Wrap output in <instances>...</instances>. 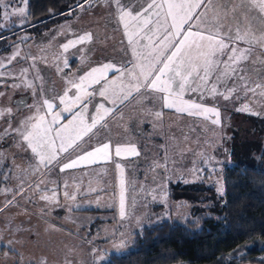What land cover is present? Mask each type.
Listing matches in <instances>:
<instances>
[{
	"label": "rangeland",
	"instance_id": "374dc122",
	"mask_svg": "<svg viewBox=\"0 0 264 264\" xmlns=\"http://www.w3.org/2000/svg\"><path fill=\"white\" fill-rule=\"evenodd\" d=\"M148 1L143 3L145 8L148 3L152 2V0ZM6 3L8 4L7 9L0 8V25H4L0 27V59L6 62V58L17 50L20 56L7 67L0 68V73L12 71L19 79L0 76V92L5 93L0 96V108L13 109L10 117L6 114L0 118V133L4 132L9 122L13 128L19 127L22 120L35 112V109L30 111L26 107L34 103V98L32 91L23 86L22 82L25 79L33 81L38 90L42 87L47 99L56 98L53 100V113H55L64 107L60 104L59 97L64 95L66 89L69 99H73L77 94V90L71 87L69 81L75 80L79 83V77L84 76L92 68L101 67L107 63L116 66L126 65L131 69L137 62V58L130 56L129 53L127 59H124V56L115 55L116 52L120 53L118 50L103 51L106 57L93 56L91 40L70 46L66 52L59 46L70 40H76L84 34H90L92 38V30H83L89 28L91 24L96 26V29L102 27L105 29L107 26V32L110 30L112 35L115 34L112 44L116 43V38L120 36L122 40L129 42L124 32L125 29L118 20L117 9L110 2L111 9L108 0H75V8L68 11L58 24L29 31L25 29L23 31L28 23L26 9L23 17L13 14L8 19L4 18L5 11L11 14L18 7L24 8L23 0H6ZM121 3L130 9L133 15L139 12L142 6L138 3L136 5L138 7L131 8L132 6L129 5H132V2L129 0H121ZM78 4L83 5V8L78 7ZM76 6L80 8L77 18L82 10L89 14L76 20ZM152 21L154 24L157 17ZM119 28L120 33L118 34ZM18 31L20 33L16 34ZM128 31L131 34L135 28ZM139 37L143 36H138V40ZM152 39L158 44L157 36ZM97 41H101L100 36L97 37ZM144 41L145 45L149 43L147 38H144ZM149 50L145 47L144 52L148 53ZM121 54L125 55V52ZM21 57H36V59L33 61ZM65 58L69 61L67 68L63 63ZM143 62L147 63L148 59H144ZM22 68L29 69L26 76L20 75ZM37 74L40 80H36ZM119 76V73L109 72L106 79L87 87V91L92 92L93 95L84 97L79 104L73 105L71 112L63 113L60 125L69 124V121L73 119V114L81 110L86 112L85 121L90 124L93 110L100 104L113 105L112 108L115 105L121 106L119 99L115 97L109 99L99 95L105 83H110L113 78H119ZM125 79H127L126 76ZM13 83L21 84V87L13 89L6 86ZM187 96H191L190 99L198 103L218 108L220 124L214 125L211 119L206 120L198 115L164 113L161 121L155 122L157 126L154 129L153 123L149 122L148 129L143 131L142 136L145 139L140 145H136L138 151H141L140 155L132 156L133 160H128L130 159L128 155L108 154L105 158L100 154L94 162H81L75 167V200L64 197L58 186L61 174L56 171H60V165L63 164L61 160L72 154L73 152L69 153V151L75 148L73 158L83 155L85 151H93L91 145H87L82 152L79 147L83 145L87 136L96 133L103 124L107 132L114 133L110 128L115 124V120L107 119L116 118V115L106 117L103 114L104 109H101L105 120L99 121L96 129L81 133L72 148L59 154L53 162L56 166L49 165L50 171L41 168L39 172L29 173L27 176L20 169L27 168L29 161L36 162L31 150L27 149V145L24 144L26 150L22 151L9 136L0 140V153L4 154L0 157V209H2L0 210V237H2L0 264H104L109 255H122L131 249L133 234L143 227L153 226L163 221L183 225L187 222L199 223L201 217L210 215L212 207L219 208L223 194L218 191V188L223 187V169L230 165L228 161L233 135H237L242 142L259 141L263 143V139L251 130V124L246 121V117L253 114L236 109L247 103L254 112L259 113L253 116L264 118V97H257L251 101L243 97L230 101L218 97L216 101L208 99L214 102L207 104L206 100H199L198 94H187ZM85 104L86 109H84ZM43 114L44 112H41V115ZM242 114H244L243 117ZM46 119L51 121L52 115H47ZM78 125L77 120L70 126L71 136L77 135ZM120 133L121 131H115L113 136L118 138ZM189 134L193 137L186 139L184 136ZM98 135V138L102 137L101 134ZM152 135L154 140L151 139ZM12 136H15V133ZM130 138H132L131 135ZM87 141L85 145L90 144ZM56 147H60L59 140L56 141ZM111 148H113L112 144L109 152ZM166 156L167 172L163 166L155 167L153 164L154 161H158L163 165ZM14 163L20 167H14ZM117 164L121 166L119 169L116 167ZM20 177L24 178L23 196L16 195L13 204L5 207L7 201L13 200V193L20 187ZM121 178L124 181L125 217L123 219L120 216ZM176 183L202 184V187L195 188L201 193L194 198V193H190L186 198L180 196L177 198L173 187L170 188V184L175 185ZM28 184L32 187L28 188ZM37 184L40 189L49 185V191L40 193L35 187ZM209 188L212 189L211 193L207 191ZM4 189L9 191L4 192ZM41 195H48L54 199L51 202L45 201L40 198ZM42 205L44 209L39 208ZM57 207H65V212L59 213L53 210ZM69 209H76V212ZM62 222L70 225L71 232L61 229ZM10 240L14 243L9 247L8 241ZM93 249L97 251L93 253ZM6 252L8 255H5ZM101 254L105 256V259H100ZM247 256L248 254L243 250L233 256L228 255L226 261L239 262ZM253 258L264 263V253L253 256Z\"/></svg>",
	"mask_w": 264,
	"mask_h": 264
},
{
	"label": "snow or ice",
	"instance_id": "6c2138e0",
	"mask_svg": "<svg viewBox=\"0 0 264 264\" xmlns=\"http://www.w3.org/2000/svg\"><path fill=\"white\" fill-rule=\"evenodd\" d=\"M23 3L24 8L18 7L11 14L5 11L4 18L8 19L13 14L23 17L27 0H23ZM112 4L117 9L118 20L125 29V35L128 36L130 45L139 44V40L135 37L140 36L141 33L144 34L142 38H147L149 43L144 47L150 49L148 52L150 59L147 63H144L140 59L143 54L138 55L134 50L133 55L137 57V62L133 64L131 69L126 65L116 66L107 63L101 67L92 68L84 76L79 77V83L75 80L69 81L71 87L77 90V94L73 99H69L68 90L66 89L64 95L59 97V102L64 107L61 111L55 113H53V100L56 98L54 97L53 100L47 99L42 87L38 90L33 81L25 79L22 82L23 86L32 91L34 98V103L26 105V107L30 111L35 109V112L22 120L19 127L13 128L11 122H9L4 132L0 133V140L9 136L13 138L22 151L26 150L24 144L27 145V149L31 150L36 162L29 161L27 168L20 169L25 176L29 173L35 174L41 168L50 171L49 165L56 166L53 162L56 161L59 154L72 148L81 133L92 131L99 121L105 120V115L101 114V109H104V112L110 115H114L115 112L120 110L119 105H115L113 109H105L104 105L100 104L97 106L96 114L92 115L90 124L85 121L86 112L84 110L74 113L69 124L60 125L59 123L63 113L71 112L73 105L79 104L84 97L93 95L92 92L87 91V87L106 79L109 72L119 73L120 76L119 78H113L110 83H105L101 87L99 95L109 99L115 97L123 104L129 97L133 96L134 92L139 94L141 104L144 101L151 103L150 107L145 105L142 111L152 118L149 122L153 123V128L157 126L155 122L161 120L163 109H174L177 113L203 116L206 120L211 119L214 125L220 124L218 108L185 99L186 94H198L201 100L206 95L213 98L223 97L226 101L239 99L241 94L249 101L254 100L256 97H264V34L259 36L255 34L251 23L247 19V12L244 11V8L247 7L248 10L258 9L261 14H264V0H247L246 5L245 0H241L240 4L233 3L231 7L213 5L212 0H162L159 4L156 0H152L151 3H148L147 8L136 12L135 15L121 3V0H112ZM7 7L6 0H0V8L7 9ZM79 7L83 8V5H79ZM153 9H160V12H157L156 15L159 17L163 14L165 27L163 35L158 38V44L154 43L152 38L160 32L159 25L161 21L159 19L155 21L157 27L153 30V21L150 19L151 10ZM197 9H203L204 11L197 12ZM238 10L241 11L244 22L242 24L241 21L237 20L235 36L233 37L231 26L226 25L225 21L230 15L236 20ZM209 12L213 13L211 20H207ZM145 13H148V16H145ZM201 16L206 19L201 21ZM194 20L200 21L203 26L202 30H192ZM186 25L187 27H185ZM3 26L0 25V27ZM225 27H228L227 32L224 31ZM130 28H135V31L131 34L128 31ZM89 40H91V35L84 34L76 40H70L61 45V48L66 52L70 46H75L78 43L83 44ZM240 42H243L246 46H241ZM18 56H20V53L17 50L6 58V62L0 59V68L12 64ZM21 58L32 59L33 61L36 59V57ZM63 63L65 68L69 67V61L66 58ZM28 72V68H22L20 75L26 76ZM0 76L19 79L12 71L0 73ZM125 76L127 79H125ZM35 78L36 80L41 79L38 74ZM6 86L16 89L21 87V84L13 83ZM38 91L39 95H37ZM3 95L5 93L0 92V96ZM112 102L115 104V100ZM157 105H160L158 110ZM86 108L87 105L85 104L84 109ZM236 110L248 111L253 115L259 114L254 112L247 103ZM41 112H44V114L41 115ZM12 113L13 109L11 108H0V118L6 114L10 117ZM49 114L52 115L51 121L46 119ZM77 120L79 121V130L74 137L69 134L70 126ZM53 132H55V136H53ZM13 133H15V136H12ZM57 140L60 142L59 148L56 147ZM109 150L110 144H102L91 152L63 163L60 165V171L64 172L67 169L75 168L81 162H94L100 154L107 158ZM115 154L117 156H139L140 152L136 145L129 143L117 145ZM3 156L4 154L0 153V157ZM228 163L232 162L229 160ZM153 164L155 167L163 166L165 171H168L167 156L163 165L158 161H154ZM237 166L242 167V165ZM14 167L19 168L20 166L14 163ZM116 167L119 169L121 166L117 164ZM245 171H247V168H245ZM19 179L21 180L20 187L13 193V200L7 201L5 207L13 204L16 195L23 196L24 178L20 177ZM27 187L31 188L32 185L28 184ZM35 187L37 190H41L39 184ZM3 191L7 192L9 190L4 189ZM41 191H46V189ZM218 191L223 194V187L218 188ZM123 192L124 181L121 178V219L125 217ZM65 195L69 196L68 193H65ZM40 198L49 202L54 199V197L48 195H41ZM69 198L75 200V195H71ZM0 240H2V237H0ZM12 243L14 241H8V246L10 247ZM92 251L95 253L97 250L93 249ZM5 255H8V253L6 252ZM100 259H105V256L101 254ZM109 264H111V261H109Z\"/></svg>",
	"mask_w": 264,
	"mask_h": 264
},
{
	"label": "trees",
	"instance_id": "16d2710c",
	"mask_svg": "<svg viewBox=\"0 0 264 264\" xmlns=\"http://www.w3.org/2000/svg\"><path fill=\"white\" fill-rule=\"evenodd\" d=\"M74 3L75 0H27L28 23L23 31L58 24L75 8ZM246 121L263 143L242 142L233 135L229 156L232 163L222 171L220 207H212L210 215L201 217L199 223L163 221L143 227L133 234L131 249L122 255H109L104 264H264L253 258L264 253V118L247 116ZM172 187L177 198H186L190 193L194 198L201 193L195 188L202 184H170ZM207 191L211 193L212 189ZM243 250L249 258L226 261L228 255Z\"/></svg>",
	"mask_w": 264,
	"mask_h": 264
},
{
	"label": "crops",
	"instance_id": "0c3cea01",
	"mask_svg": "<svg viewBox=\"0 0 264 264\" xmlns=\"http://www.w3.org/2000/svg\"><path fill=\"white\" fill-rule=\"evenodd\" d=\"M129 1L132 2V5L128 4L129 6H132L131 8L138 7L136 5L138 3H141L142 6H141V8L139 10L142 11L143 9H145V6H143V3L146 0H129ZM149 1H151V0H149ZM108 2H109V5H110V7L112 9V6L110 4V2H112V0H108ZM156 2L159 4V3L162 2V0H156ZM212 3H213V5H226L228 7H231V5L233 3L240 4L241 0H212ZM246 4H247V0H245V5ZM78 7L76 9V20L78 18H81V17L89 14V13L86 14L82 10L81 15H79V17L77 18V13L80 11V8L78 9ZM128 10H130V9H128ZM165 11H166V9H165ZM201 11H204V10L203 9H197V12H201ZM244 11L247 12V19L251 23L252 30L255 32V34L257 36L261 35V34H264V14H261L258 9L248 10L247 7L244 8ZM157 12H160V9L151 10L152 14L150 16V19L154 20L155 17H157V20L159 19L161 21V23L159 25L160 32L157 35V38H159V36L162 35V31L164 33L165 27H164V24H163V14H161V16L158 17L156 15ZM144 15L148 16V13H145ZM212 16H213V13L209 12L208 16H207V20H211ZM205 19L206 18L204 16L200 17L201 21H204ZM237 20L241 21L242 24L244 22V18H243V15L241 14L240 10H238L237 13H236V20H234L232 18V16L230 15L227 18V20L225 21L226 25L231 26V29H232L231 35L233 37L235 36V29H236ZM169 24H170V20H169ZM192 24H193V29H192L193 31H197V30H202L203 29V26L201 25L200 21H195L194 20L192 22ZM152 27H153V30H155V28L157 26L154 23V24H152ZM185 27H187V25ZM87 29L90 30V31L92 30L91 32L93 33L92 38H91V46L92 47L90 46L92 48V53L91 54L93 56L106 57L105 54L103 53V51H105V50L106 51L107 50H110V51L111 50H115V51H117L118 50V51H120V53L116 52L115 55H118V56H121V57L124 56L123 58L127 59V58H129L128 53L131 56V55H133V52L135 50L138 55H140L141 53L143 54L142 56H140V59L142 61H144V59L145 60L150 59V57H148V53L144 52L145 51V47H144L145 46V41H144V38H142V37H139V44L130 45L129 42H125L124 41L125 39L122 40L120 38L121 36L119 35L120 37L116 38L117 42L112 44V38H113V36L115 34L112 35L110 30H109V32H107V30H108L107 26H106L105 29H104V27L96 29V26H93V24H91L89 28H84L83 30H87ZM133 30H134V28H133ZM224 31L227 32L228 31V27H225ZM117 32H118V34L120 33V28H119V30H117ZM124 32H125V30H124ZM141 35L144 36L143 33H141ZM98 36H100V39H101L100 42L97 41V37ZM136 39L138 40V37ZM158 42H159V39H158ZM240 43H241V46H246V45L243 44V42H240ZM59 46L61 48V44ZM138 50H140V52H138ZM124 52H125V55H122L121 53H124ZM115 55L113 54V56H115ZM133 57L137 58L134 55H133ZM241 97L246 98L242 94H241L240 98ZM187 98L190 99L191 96L188 97L187 94H186L185 95V99H187ZM260 98H263V97H260ZM129 99L131 100V101L129 100L130 102L129 101H125L121 106H119L120 110L118 112H115V114H114V115H116V118H112L111 117L112 119L111 118L107 119V120H115V124L112 125L110 130H112L114 133H115V131H121L119 137L123 136V138H119V137L115 138V136H113L114 133H112L110 131L107 132L106 128H103L105 126V124H103V126L99 127V129L97 130L96 133L95 132L92 133L89 137L87 136L85 141L83 140L84 143L88 140L87 142H89L90 144H86V145L84 143H83V145L81 144V146L79 147V150L81 152L87 148V145L88 146L91 145L93 147V148L91 147L92 150H94L96 147H98L97 145H102V144L108 143L110 145L112 144V147H113V148H111V152H109V154L116 155L115 154V147L117 145H126V144H129V143L134 144V145H140L141 144V142L145 139V137L142 136V133H143L144 130L148 129V126L150 125L149 121L152 119L151 117L145 115V113L142 111V108L145 105L150 107L151 103L149 101H144L143 104H141L139 102V94H136L135 92L133 93V96L130 97ZM208 99H215L214 101H216L219 98L218 97L213 98L210 95H206L204 100H206L207 102L205 101V103L211 104V102H214V101L210 102ZM199 100L201 101L200 98H199ZM145 103H149V104H145ZM215 104H217V102ZM123 105H125V106H123ZM212 105H214V104H212ZM233 105H236V104H233ZM112 106L113 105H110V106L107 105V106H104V107H105V109H111ZM156 107H157V110H158L160 105H157ZM96 110H97V107L94 108L92 114H96ZM101 113H102V111H101ZM164 113L177 114V112L175 110H171V109H163V114ZM103 114H105L106 117H110V114H106L105 112ZM240 115H241V113L239 114V116ZM243 115L244 114H242V117H243ZM248 116H253V115H248ZM253 117H258V116H253ZM168 120H169V118H168ZM174 120H175V118H174ZM152 127H153V125H152ZM183 128H185V126ZM185 133L187 134V132H185ZM98 134H101L102 137L98 138V136H99ZM190 134H192V133H190ZM190 134L187 135V136H184V137L186 139L188 137H193V135H190ZM130 135L132 136V138H130ZM151 139H153V140L155 139L153 135L151 136ZM75 151H76V148L71 150V151H69V153H72V152L73 153L69 154V156L65 157L61 161L63 163H65V162H68L69 160L76 159V158H73V157H75L74 156ZM147 151H149V150L147 149ZM87 152L88 151H85V153H87ZM85 153H83V154H85ZM128 156L130 157V159H128V160H133V158H131L132 156H130V155H128ZM42 169L46 170V168H42ZM56 172L61 174V176L59 177L58 186L60 187V189H61L60 191L63 194V196L66 197L67 199H70L69 197L71 195H75L76 196V193H75V190H76V169H74V168L67 169L64 172H61V171L57 170ZM53 184L56 185V183H53ZM141 184H143V182H141ZM44 189H46V191H41V190H44ZM41 190H39L40 193H45V192L49 191V185L43 187ZM65 193H68L69 196H66ZM39 208L40 209L41 208L44 209V206L42 205ZM65 209H66L65 207H57V208H55L53 210H57L59 213H63V212H65ZM70 211L76 212V209L70 210ZM60 227L65 232H71L69 224H66V223L62 222ZM71 228L73 229V226H71ZM75 233H73V234H75Z\"/></svg>",
	"mask_w": 264,
	"mask_h": 264
},
{
	"label": "water",
	"instance_id": "95a60500",
	"mask_svg": "<svg viewBox=\"0 0 264 264\" xmlns=\"http://www.w3.org/2000/svg\"><path fill=\"white\" fill-rule=\"evenodd\" d=\"M238 264H259V263L242 262V263H238Z\"/></svg>",
	"mask_w": 264,
	"mask_h": 264
}]
</instances>
